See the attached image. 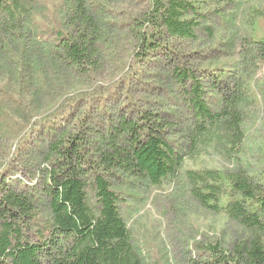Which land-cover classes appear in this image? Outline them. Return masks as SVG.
<instances>
[{"label":"trees","instance_id":"1","mask_svg":"<svg viewBox=\"0 0 264 264\" xmlns=\"http://www.w3.org/2000/svg\"><path fill=\"white\" fill-rule=\"evenodd\" d=\"M56 2L52 9L58 27L50 34L38 29V11L46 10V1L0 0V65L6 74L15 68L19 77L33 69L39 79L24 92L31 98L37 96L40 82L50 84L49 71L40 77L48 64L57 71L52 76L61 79L94 77L103 61L107 29L115 27L106 13L119 4L131 5V0ZM140 2L142 8L125 13V22L116 28L130 37L133 53L110 93L121 94L150 54L163 57L166 62L158 67L168 73L190 115L187 152L183 145L173 147L169 138L178 131L174 111L149 105L137 108L132 92H123L119 100L128 105L125 109L134 107L128 113L122 106L117 114L103 113L98 127L90 121L89 111H81L85 100L68 101L58 118L41 123L43 137L29 154L35 168L30 167L25 184L0 177V264H144L113 185L124 178L158 185L180 171L186 155L194 157L209 149L228 159L232 168L186 170L190 194L201 207L224 214L242 232L228 245L200 246L206 255L190 258L187 264H264V184L247 172L242 161L245 109L253 95L250 76L264 63V41L243 40L239 78L229 85L223 69L199 71L181 61L170 42L196 39L204 18L199 0ZM256 18H264V10L253 8L251 25ZM203 29L211 34L210 28ZM40 62L44 66L38 70ZM204 81L220 96L217 110L205 99ZM134 109H140L135 116Z\"/></svg>","mask_w":264,"mask_h":264},{"label":"rangeland","instance_id":"2","mask_svg":"<svg viewBox=\"0 0 264 264\" xmlns=\"http://www.w3.org/2000/svg\"><path fill=\"white\" fill-rule=\"evenodd\" d=\"M44 1L47 8L41 7L38 11V29L52 34L53 29L58 27V16L52 9V5L57 2ZM120 1L124 0H116ZM199 4L204 18L200 20L201 27L195 31L196 39H172L170 42L181 61L192 64L199 71H213L215 67L223 69L226 72L225 79L231 85L234 79L239 78L237 68L241 62L243 40L264 41V18H256L252 25L250 23L252 9L264 10V0H199ZM141 8L140 0H131L130 6L119 4L108 10V21L115 27L112 25L107 29L103 61L98 71L93 73L94 77L69 76L61 79L59 75L52 76V71H57L48 64L40 77H46V71H49L50 84L49 80L46 85L40 82L36 88L37 96L31 98L24 92L26 87L35 85L39 79L33 69L26 73L24 71L23 77H19L13 73L15 68L10 67L9 74H6V67L0 65V177L5 176L3 179L12 182L19 181L21 186L25 184L30 167L32 171L35 168L29 154L43 137L41 123L49 124L58 118L65 104L78 98L85 100L81 111L90 112V121L96 127L102 123L103 113L117 114L119 106L128 113L134 107L125 109L128 105L124 100H119L126 91L128 94L132 92L138 99L137 108L149 105L153 110L174 111L175 130L178 131L169 138L173 147H186L185 134L189 128L190 115L178 97L177 90L170 85L168 73L158 67L166 62L163 57L156 53L150 54L139 65L140 74L124 86L121 94L110 93L111 86L130 64L133 53L130 37L124 31L117 32L116 28L125 22V13ZM204 27L210 28L211 34ZM41 63L44 64L40 62L38 70L44 66ZM204 83L208 91L205 99L212 110H217L220 96L211 92L209 85ZM250 85L253 95L245 109L242 161L247 172L264 184V63L259 64L250 76ZM108 95L111 97L104 103L97 104L98 100L103 101ZM103 104L106 105L105 111ZM134 110L133 116L140 109ZM184 150L187 152V147ZM17 151H20L19 154H16ZM230 168L232 165L228 159L209 149L194 157L186 155L180 171L158 185L147 180L131 183L125 178L113 185L119 194L121 216L144 264H187L190 258L206 255L200 246L214 242L228 245L242 232L224 214L201 207L191 196L184 174L186 170ZM91 201L94 203V199Z\"/></svg>","mask_w":264,"mask_h":264}]
</instances>
